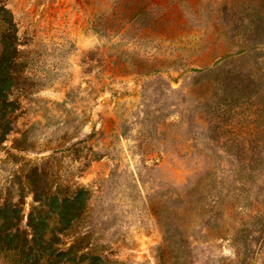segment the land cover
Segmentation results:
<instances>
[{
	"label": "rangeland",
	"instance_id": "374dc122",
	"mask_svg": "<svg viewBox=\"0 0 264 264\" xmlns=\"http://www.w3.org/2000/svg\"><path fill=\"white\" fill-rule=\"evenodd\" d=\"M0 5L19 63L0 205H20L21 228L34 194L83 187L65 248L104 264H264V0Z\"/></svg>",
	"mask_w": 264,
	"mask_h": 264
},
{
	"label": "trees",
	"instance_id": "16d2710c",
	"mask_svg": "<svg viewBox=\"0 0 264 264\" xmlns=\"http://www.w3.org/2000/svg\"><path fill=\"white\" fill-rule=\"evenodd\" d=\"M17 46L12 15L0 5V142L11 132L10 116L17 110V104L9 100L19 72ZM88 200L89 192L83 187L63 194H34L35 205L24 228L20 205L1 204L0 255L8 264H104L99 256L81 252L74 243L62 245L61 237L81 219Z\"/></svg>",
	"mask_w": 264,
	"mask_h": 264
}]
</instances>
